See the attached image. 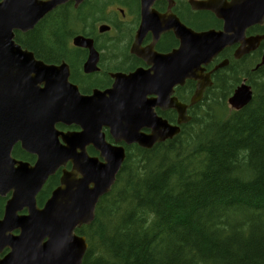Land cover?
Instances as JSON below:
<instances>
[{
  "label": "water",
  "instance_id": "95a60500",
  "mask_svg": "<svg viewBox=\"0 0 264 264\" xmlns=\"http://www.w3.org/2000/svg\"><path fill=\"white\" fill-rule=\"evenodd\" d=\"M69 1L78 6L84 0L0 1V195L13 192L0 220V250L11 245L12 252L0 259V264H81L88 243L75 230L94 220L100 198L116 181L126 157L124 146L118 143L151 149L173 139L191 119L188 104L173 96L174 87L183 86L187 79L196 81L190 104L198 103L212 83L210 74L205 73L206 64L230 45H240L234 53L240 58L264 40V34L246 36L251 26L264 25V0L192 1L194 8L211 10L223 21L221 30L201 32L172 14H157L151 8L154 0H142L141 34L172 30L180 47L158 53L150 61L152 69L144 75H117L112 89L84 95L70 82L68 65L45 63L15 40V31L33 30L46 15ZM74 44L90 49L85 70H95L98 52L93 41L78 35ZM138 83L145 86L143 94L135 90ZM252 96L251 86L243 83L228 102L241 109ZM156 108L175 109L177 124L158 115ZM58 124L80 129L65 132ZM105 127L116 144L107 141ZM145 127L149 133L143 132ZM19 141L27 152L37 155L34 164L13 158L12 149ZM89 146L100 157L91 156ZM68 163L72 167L63 168L61 185L44 208L38 209L37 193L49 176ZM24 207L30 214L18 216ZM13 223L22 233L9 242L4 232L12 229Z\"/></svg>",
  "mask_w": 264,
  "mask_h": 264
},
{
  "label": "trees",
  "instance_id": "16d2710c",
  "mask_svg": "<svg viewBox=\"0 0 264 264\" xmlns=\"http://www.w3.org/2000/svg\"><path fill=\"white\" fill-rule=\"evenodd\" d=\"M108 1L96 0L93 16ZM81 11L59 7L16 39L45 62L77 63L80 52H67V43ZM240 68L229 73L231 83ZM243 76L254 91L243 108L229 106L232 88H214L178 136L149 150L128 148L95 220L78 229L89 244L82 264H264V65Z\"/></svg>",
  "mask_w": 264,
  "mask_h": 264
},
{
  "label": "flooded vegetation",
  "instance_id": "af4514ba",
  "mask_svg": "<svg viewBox=\"0 0 264 264\" xmlns=\"http://www.w3.org/2000/svg\"><path fill=\"white\" fill-rule=\"evenodd\" d=\"M192 1L208 0H154L151 8L159 15L172 14L176 16L182 23L194 31H207L210 29L221 30L223 28V21L219 19L214 12L208 9H196L192 5ZM226 1L231 2L232 0ZM95 2L96 0H84L78 6H76L75 1L66 3L70 6V12L77 11L79 15L80 9L84 11H81L83 16L81 18L78 17V27L72 30L71 39L67 43V52L76 50L80 52L78 62H73L68 56L62 60L69 65L70 80L77 84L84 94H92L96 89L105 91L112 88L115 82V76L119 73L132 74L141 71H149L153 67L150 61L154 60L158 53H170L180 47V41L172 30L163 32L160 35L158 31L146 30L145 33L140 36L139 31L143 18L142 0H109L104 4L103 11L93 16V9L90 7L94 5ZM89 18H91L90 22H88ZM263 33L264 26L260 25H254L247 31V35ZM76 35H82L93 41L94 49L98 52L97 68L95 70L89 72L85 70V64L90 55V49L74 46L73 38ZM237 46L238 44L226 47L217 57L205 66L206 72H209L212 78V85L206 88L204 93L205 96L209 95L214 88L216 89L213 92L214 94H224L227 93L225 90L226 87L232 88L233 91L241 84H228L226 81L227 78L231 79L229 73L236 70L235 66L242 65L247 58L243 57L241 59H236L234 57ZM255 53L264 54V41ZM144 54H149V57L145 58ZM225 59L228 60L227 65L224 67L220 66ZM253 68L254 64H251L248 69L253 71ZM238 73L237 77L242 78L240 72ZM245 73L248 74V71ZM144 87V85L138 83L135 86V90L143 94ZM196 88V81L187 80L183 86H175L174 95L179 98L183 96H192ZM151 96L152 94L148 95V97ZM157 113L163 117L168 114L170 121L176 122L177 115L174 110L162 112V110L158 108ZM60 128L66 130L75 129V127L65 128L63 125H60ZM143 130L149 132L146 128ZM105 132L108 141L115 143L108 129H105ZM122 144L128 151V146L125 143ZM14 150L27 153L30 157L36 159L32 153L26 152L20 143L15 146ZM16 157L19 159L23 158L19 155ZM56 186L50 182V179L46 181L36 197L38 208L41 209L45 205ZM11 196V193L0 196V219L4 217L6 204ZM28 213V208H24L20 211L21 215H27ZM10 234L18 236L20 230L14 229ZM9 253L10 248L8 246L4 247L0 252V258L6 257Z\"/></svg>",
  "mask_w": 264,
  "mask_h": 264
},
{
  "label": "bare ground",
  "instance_id": "6f19581e",
  "mask_svg": "<svg viewBox=\"0 0 264 264\" xmlns=\"http://www.w3.org/2000/svg\"><path fill=\"white\" fill-rule=\"evenodd\" d=\"M227 62H228L227 59H225V60L222 61V63H227ZM215 200H216V199H215ZM211 213H213V212H211ZM141 215H142V214H141ZM137 217H138V216H137ZM194 218H195V217H194ZM201 218H202V217H201ZM201 218H200V219H201ZM141 219H142V218H141ZM207 219H208V218H207ZM132 220H134V219H132ZM202 220H203V219H202ZM153 221H154V220H153ZM153 221H152V222H153ZM139 223H140V222H139ZM194 223H195V222H194ZM152 224H153V223H152ZM152 224H151V225H152ZM158 224H159V223H158ZM202 224H203V223H202ZM138 226H139V225H138ZM140 226H141V224H140ZM203 226H204V225H203ZM132 227H133V226H132ZM161 227H162V226H161ZM182 227H183V226H182ZM134 228H135V227H134ZM134 228H133V229H134ZM141 228H142V227H141ZM154 228H155V227H154ZM164 228H165V227H164ZM204 228H205V227H204ZM186 229H187V228H186ZM186 229H185V230H186ZM134 230H135V229H134ZM178 230H179V229H178ZM136 231H137V230H136ZM165 231H166V230H165ZM181 234H182V233H181ZM160 236H163V235H160ZM165 237H166V236H165ZM181 237H182V236H181ZM187 237H188V236H187ZM161 238H162V237H161ZM167 238H168V237H167ZM164 239H165V238H164ZM166 241H167V240H166ZM182 241H183V240H182ZM162 242H164V241H162ZM169 242H170V240H169ZM210 243H211V242H210ZM163 244H164V243H163ZM165 244H166V243H165ZM183 244H184V241H183ZM183 244H181V246H183ZM213 244H214V243H213ZM218 245H219V244H218ZM213 246H214V245H213ZM217 249H218V248H217ZM220 249H221V248H220ZM248 251H249V250H248ZM181 255H182V254H181ZM184 255H185V254H184ZM177 257H179V256H177ZM180 257H181V256H180ZM180 257H179V258H180ZM240 257H241V256H240ZM183 259H184V258H183ZM185 260H186V259H185ZM188 262H189V261H188ZM231 262H233V261H231ZM171 263H172V261H171ZM176 264H177V263H176ZM188 264H189V263H188ZM230 264H231V263H230Z\"/></svg>",
  "mask_w": 264,
  "mask_h": 264
},
{
  "label": "rangeland",
  "instance_id": "374dc122",
  "mask_svg": "<svg viewBox=\"0 0 264 264\" xmlns=\"http://www.w3.org/2000/svg\"><path fill=\"white\" fill-rule=\"evenodd\" d=\"M249 59L251 60V57H249ZM249 62V60L245 61L244 63L247 64Z\"/></svg>",
  "mask_w": 264,
  "mask_h": 264
}]
</instances>
